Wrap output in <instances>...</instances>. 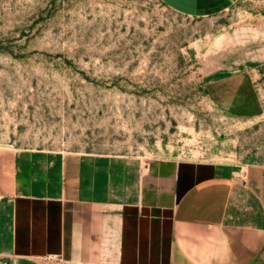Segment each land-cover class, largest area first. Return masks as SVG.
<instances>
[{"label": "rangeland", "instance_id": "1", "mask_svg": "<svg viewBox=\"0 0 264 264\" xmlns=\"http://www.w3.org/2000/svg\"><path fill=\"white\" fill-rule=\"evenodd\" d=\"M250 26L264 28V0L202 18L161 0H0V153L264 169V115H232L205 89ZM252 75L264 110V65Z\"/></svg>", "mask_w": 264, "mask_h": 264}, {"label": "crops", "instance_id": "2", "mask_svg": "<svg viewBox=\"0 0 264 264\" xmlns=\"http://www.w3.org/2000/svg\"><path fill=\"white\" fill-rule=\"evenodd\" d=\"M161 1L202 18L239 0ZM230 38L206 92L232 115L263 116L252 72L264 65V28ZM0 264H264V169L1 152Z\"/></svg>", "mask_w": 264, "mask_h": 264}]
</instances>
